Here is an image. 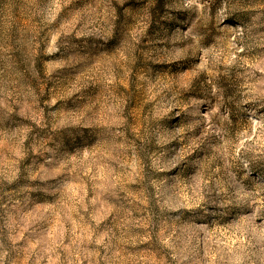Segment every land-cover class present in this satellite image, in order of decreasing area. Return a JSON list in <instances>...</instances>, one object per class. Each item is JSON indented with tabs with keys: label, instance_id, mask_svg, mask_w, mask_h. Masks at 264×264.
<instances>
[{
	"label": "rangeland",
	"instance_id": "1",
	"mask_svg": "<svg viewBox=\"0 0 264 264\" xmlns=\"http://www.w3.org/2000/svg\"><path fill=\"white\" fill-rule=\"evenodd\" d=\"M0 264H264V0H0Z\"/></svg>",
	"mask_w": 264,
	"mask_h": 264
}]
</instances>
